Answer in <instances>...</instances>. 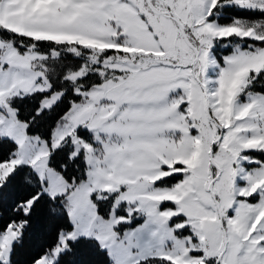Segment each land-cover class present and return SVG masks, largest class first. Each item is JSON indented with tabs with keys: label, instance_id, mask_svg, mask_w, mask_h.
<instances>
[{
	"label": "snow or ice",
	"instance_id": "6c2138e0",
	"mask_svg": "<svg viewBox=\"0 0 264 264\" xmlns=\"http://www.w3.org/2000/svg\"><path fill=\"white\" fill-rule=\"evenodd\" d=\"M0 264H264V0H0Z\"/></svg>",
	"mask_w": 264,
	"mask_h": 264
}]
</instances>
